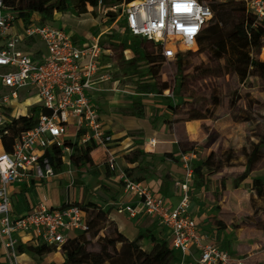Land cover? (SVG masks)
Here are the masks:
<instances>
[{"label": "built area", "instance_id": "obj_1", "mask_svg": "<svg viewBox=\"0 0 264 264\" xmlns=\"http://www.w3.org/2000/svg\"><path fill=\"white\" fill-rule=\"evenodd\" d=\"M244 2L246 10L258 21L264 19V0ZM112 7L109 11L116 9ZM121 7V14L112 21L110 29L123 21L122 34L158 46L167 63L177 53L175 42L167 46L168 39L177 35V42L187 47L195 45L216 12L215 6L198 0H135L122 3ZM106 33L96 29L78 41L71 28L55 26L54 20L42 23L31 18L24 24L0 0V246L10 264H18L21 236H30L36 246L59 251L71 235L88 232L84 212L73 203L55 208L39 204L32 212L16 216L10 189L52 178L53 169L46 155L54 148L63 155L69 153L70 149L64 146L66 140L106 150L113 145L114 139L104 129L98 108L92 102L94 92L100 91L104 80L99 72L105 52L101 41ZM22 95L27 96L26 101H21ZM33 115L32 129L14 138L11 153L4 152L2 144L9 126L19 117ZM195 160L193 153L178 159L183 177L178 183L179 201L171 206L166 196L128 179L118 169L115 157L108 154V170L116 176L124 193L134 198L112 206L117 214L130 219L155 218L167 231V245L176 254L183 255L195 248L199 251V264H243L232 261L214 243L204 242L190 214Z\"/></svg>", "mask_w": 264, "mask_h": 264}, {"label": "trees", "instance_id": "obj_2", "mask_svg": "<svg viewBox=\"0 0 264 264\" xmlns=\"http://www.w3.org/2000/svg\"><path fill=\"white\" fill-rule=\"evenodd\" d=\"M133 1L135 0H3V4L19 20L24 24H28L33 15H37L40 22L46 23L53 22L56 14L68 13L79 17L86 14L88 8L95 9L99 7V3L103 7H112L122 3L129 4ZM198 1L202 4L212 2L216 8L213 20L200 33L195 42L198 48L197 52L206 53L210 62L213 63V65L208 67L210 76L214 78H220L225 75L234 76L239 84L245 88L247 86H257L262 90L260 92L263 94L262 101H264V60H259L251 53L253 46H264V19L258 21L253 14L248 12L244 0ZM152 45L156 48L157 53L154 54L144 50L143 58L151 67L147 72L148 76L151 79H156L163 67L164 59L160 48L154 44ZM113 49L116 51V48ZM191 55L193 53L189 51H177L174 60L178 79L172 89L165 82L161 84H138L136 86L138 97L132 102L129 109L124 110V114L137 119L146 117L145 107L139 98L140 95L149 93L161 95L167 90H171L173 97L185 95L186 83L189 84L195 81L189 74L184 75L185 61ZM249 80H252L251 84H247ZM214 92L215 89L211 88L209 97L210 108H206L204 111H200L198 108L188 104L187 101L183 102L182 120L199 121L211 119L215 111L221 107L223 101L215 97ZM226 101L230 113L233 109H236L239 103L238 112H232L234 113L233 119L236 123L248 125L250 134L246 143L238 150L233 148L225 150L223 158L216 162V168L230 167L234 162L242 159L248 173L252 174L256 171L260 159L264 157V117L253 112L254 108L260 105V102L251 98L248 91H246L244 96L235 93L232 97L226 98ZM32 112L34 113L36 110L33 109ZM34 124L35 115L19 117L14 120L13 125L9 126L8 136L3 140L2 147L4 152L11 153L14 138L20 133L32 129ZM64 146L69 149H75L76 144L66 140ZM93 150V147L84 145L78 149L77 154L69 156L71 167L78 176L87 174L93 166L91 157ZM46 156L50 159L53 171L56 174L61 173L63 168L62 158L64 157L61 150L54 148ZM168 157L172 158L170 155ZM245 179L246 175L243 174L234 180L233 185L237 186L238 183ZM253 196L256 197V200L253 199ZM257 200L264 202V169L254 176L251 201L254 203ZM73 204L79 206L84 212L88 226L87 233L96 231V240L94 242L86 240L82 237L83 234L68 239L59 250L63 256L61 264H176V253L169 249L165 240L157 239L150 231L139 233L135 239L130 240L117 229L115 222L108 218L107 212L93 204ZM210 222L218 230L225 228L222 222L213 219ZM99 226L105 228L107 231L106 235H99ZM143 241L149 242V249L143 248ZM92 248H96V250ZM120 248L125 251V254L120 253ZM51 250L54 249L46 246H30L27 248V252L38 257L50 254Z\"/></svg>", "mask_w": 264, "mask_h": 264}, {"label": "rangeland", "instance_id": "obj_3", "mask_svg": "<svg viewBox=\"0 0 264 264\" xmlns=\"http://www.w3.org/2000/svg\"><path fill=\"white\" fill-rule=\"evenodd\" d=\"M215 1L222 2L225 0ZM206 4L209 6H215L212 2H207ZM115 6L116 9H114V11H109V9L113 7L101 6L79 17L67 13L60 21H55L54 25H64L65 27L67 26L75 31L80 30V33L83 35H88L96 29H99L100 31H107V33L103 36L101 43L104 49H109L110 51L103 53L100 59L99 75L104 77V80L100 84V91L94 92L99 94L95 100L100 113L118 118V121L122 122L123 125L129 129L124 138H131L132 142H141L143 146L142 149H133L135 146L131 145L126 151L129 149H132V151H129L126 158H128V160H130V158L138 160L140 158H149L150 154L143 151L145 145L143 140L139 142L134 139L140 136L143 137L146 134L149 135V127L152 126V123L150 122L154 120L156 124L154 129L156 128V132L158 134L156 136L157 141L166 140L165 144H156V153L159 154V158H168V155H175L177 158H180L183 154H195V177L197 176V171L201 168L199 165V158H210L214 161H219L223 158L225 154L224 152L228 148H233L235 150L241 148V146H243L249 138V127L244 123H239L236 126H226V123L235 122L233 114L239 110L238 103L236 109H233L232 111L234 113H230L228 111L229 106L226 98L232 97L235 93H239L241 96H244L246 91H248L251 98L260 102V105L255 107L253 112L264 117L262 90L254 85L253 87H248L247 84H251L252 80L247 82V88H245L239 84L234 76L225 75L220 78L211 77L208 67L213 65V63L210 62L206 53L197 52V46L194 49H191L192 46L185 48L183 43L175 42V48L177 51H189L193 53V55L189 56L185 61L184 75L189 74L195 81L189 84L186 83L185 95L181 97H172L171 90H167L161 95L158 93H149L139 97L140 100H143L145 105L146 123L140 122L139 120L124 114V110L130 106V102H133L137 98L135 94H137L136 86L138 84H161L165 82L168 84L170 89H172L178 78L175 60L168 63L164 62L160 74L156 79H151L148 76L147 72L151 67L144 60L143 51L148 50L149 52L156 54L157 50L145 39L132 38L126 33L122 34L124 29L123 21H119L113 29H110L112 21H114L117 16L121 14L122 10L121 4ZM37 18L39 17L35 16L33 18L34 21H36ZM113 48H116V51H114ZM251 53L259 60H264V46H253L251 48ZM211 88L215 89L214 96L223 100L222 105L217 111H215L209 121L200 126V131L198 129L197 137L192 140H188V138L185 137L184 130L177 126V123L182 121L183 102L187 101L188 104L198 108L200 111H204L206 108H210L209 97L211 95ZM26 98L27 96L22 95L21 101H26ZM28 101L32 103L33 99H28ZM24 106L28 108L26 105ZM140 127H143V129L140 130ZM111 134L112 136L114 135L113 133ZM205 135L208 136L206 139H204ZM80 147L82 146L76 144L75 149H70L69 153H64V162L68 163L70 168L66 169L63 163L62 171L59 173L62 175L57 178L52 177L49 180V184L51 187H56V182H58L60 189L64 192L66 191L71 196L73 202L80 203L81 205L93 204L99 208L97 204H101L104 192H109L112 189L110 185L104 183L110 174H106L107 166L105 163L103 167V170H105L104 176L101 178L97 177L96 173L91 171V168L86 174L87 176H78L71 167L69 156L77 154ZM142 163L143 162H139V165L133 169L131 173L128 172V169L125 170L123 167L121 171L128 179L134 182L145 180L144 176L148 174L150 175V173H152L150 176V179H152L151 181H156L154 176L157 175L156 173H153L150 166L151 164L147 163L141 166ZM202 165L205 166V163L203 162ZM260 169H264V157L260 159L256 171ZM134 170L141 176L139 175L140 177H137ZM212 170H214V168L208 167L206 173L208 174ZM239 172L242 173L240 174ZM53 173L54 176L57 175L54 171ZM225 174L227 176H235L234 180H236L243 174L246 175L247 179L251 173L249 174L247 168L243 165L241 170L234 169L233 171H227ZM84 179L86 181H84ZM168 180V177L162 178V174H159L157 181H160L159 191L163 194L164 189L167 187ZM196 182L197 179L194 180L193 183L196 184ZM115 185L118 188L121 186L119 182L115 183ZM75 199L77 201H75ZM261 222L264 223V221ZM98 232L99 235H106L107 233L105 228L102 226L98 227ZM95 233L96 231H91L87 234H83L82 237L86 240L94 242L96 240ZM70 237L74 238L73 235ZM142 246L145 249H149L150 245L148 241H143ZM92 249L96 250V248ZM119 251L121 254H125L123 249L120 248ZM19 252H27V249L19 247ZM60 254H57L55 250H51V253L46 258L34 257L33 263L53 264L52 262L60 260ZM196 258L199 260L198 253H196Z\"/></svg>", "mask_w": 264, "mask_h": 264}, {"label": "crops", "instance_id": "obj_4", "mask_svg": "<svg viewBox=\"0 0 264 264\" xmlns=\"http://www.w3.org/2000/svg\"><path fill=\"white\" fill-rule=\"evenodd\" d=\"M90 11H92L91 8H88V12ZM35 16L38 17L37 15H33L32 18ZM64 16L65 14H56L54 16V22L60 21ZM62 26L65 27L64 25ZM73 31L76 33L78 41H83L85 36H87L80 33V30ZM109 51V49H105L104 53ZM144 95H140V97ZM98 96V93H94L92 96V102L95 105V99ZM135 96L138 97V94H135ZM141 103L145 107L143 100H141ZM131 105L132 102H130V106L127 109H129ZM96 107L98 108L97 105ZM99 114L104 129L108 133L114 134L112 136L114 143L108 150L102 147H96V149L94 148L91 152L93 160L91 171L95 172L97 177H103L105 172L103 167L107 161L108 154H112L115 157L120 171L123 167L125 170L128 169L129 173H131L132 170L139 165V162H143L141 166L150 163L153 173H156L157 175L154 176L156 181H151L152 179H150V176L152 173H150V175L148 174L144 176L145 180L139 182L148 187L152 192L166 196L171 206L177 205L180 197L178 183L183 177V171L177 156L174 155L172 158H159V154L156 153V144H165L166 140L157 141L156 136L158 134L156 132V128L154 129L156 125L155 120L150 122L152 123V126L149 127V135L145 133L146 135L143 137L140 136L134 139L139 142L143 140L145 143L143 151L150 154L149 158H140L139 160L130 158V160H128L126 157L132 149H129L128 151L126 150L131 145L135 146L133 149H142L143 146L141 142H132L131 138H124L129 129L125 127L122 122H119L118 118L108 114H102L100 111ZM134 119L146 123V117L144 119ZM209 120L210 119L199 121L182 120L177 123V126L184 130L185 137H187L188 140H192L197 137L198 129L200 131V126ZM226 124V126L229 127L232 125L236 126L239 123L231 122ZM142 129L143 127H140V130ZM207 137L208 136L205 135L204 139ZM203 162L205 163V166L202 165ZM214 162L217 161L210 158H199V165L201 168L197 171V176L194 179H197V182L196 184L193 183L190 187V214L198 225L203 241L214 243L234 262L242 261L243 264H264V223L261 222L264 221V202L257 200L253 203L251 201L254 176L262 169L250 174L247 179L238 183L237 186H234L235 176H230L229 174V176H227L225 173L227 171H233L234 169L241 170L244 161L239 159L230 167L224 166L220 169H216V163ZM63 163L65 165L64 161ZM208 167L214 168V170L210 171L211 174L206 173ZM107 170L106 174H110V176H108L104 183L110 185L112 189L109 192H104L101 204H97L98 207L107 212L108 218L115 222L117 229L130 240L135 239L139 233L150 231L157 239L167 241V231L158 224L155 218L137 217L130 219L125 215L117 214L112 206L114 203L119 201H134V198L126 195L121 186L118 188L115 185V183L119 181L114 174L113 176L112 173ZM160 173L162 174V178L168 177L169 179L167 187L164 189V194L159 191L160 181H157ZM239 173L241 174L242 172ZM60 175L62 174H57L53 177L57 178ZM135 175H137V177L141 176L137 171L135 172ZM84 176L87 175L85 174ZM50 179L51 178L41 182H25L24 184L13 186L10 189L12 209L16 216L32 212L39 204H45L49 207L55 208L64 205L65 203H76L72 201L71 196L66 191L64 192L60 189L58 182H56V187L52 186V188L49 184ZM84 181L86 180L84 179ZM253 199L256 200V197L253 196ZM75 201L77 200L75 199ZM212 219L222 222L225 225V228L223 230H218L211 224L210 220ZM30 246L36 247L35 243L32 242L31 237L21 236L19 239V247L27 249ZM56 253L60 254V251H56ZM196 253L199 254V251L193 248L186 254H176V264H199L198 259L196 258ZM48 255L49 254L41 256V258H46ZM60 256V260L52 263L61 264L63 262V256L61 254ZM34 257L38 256L30 252L20 253L19 250H17L18 264H34ZM0 264H10L6 256V252L3 248H1V246Z\"/></svg>", "mask_w": 264, "mask_h": 264}, {"label": "bare ground", "instance_id": "obj_5", "mask_svg": "<svg viewBox=\"0 0 264 264\" xmlns=\"http://www.w3.org/2000/svg\"><path fill=\"white\" fill-rule=\"evenodd\" d=\"M180 40V37L177 36V35H174V36H171L168 41H167V46H173L172 44L174 42H177ZM185 48H188L186 45H184ZM196 47V45H193L191 49H194ZM64 167L67 169V168H70V165L68 163H65Z\"/></svg>", "mask_w": 264, "mask_h": 264}]
</instances>
